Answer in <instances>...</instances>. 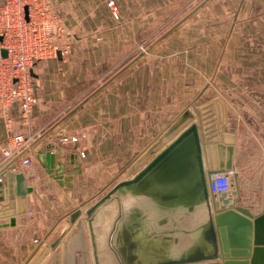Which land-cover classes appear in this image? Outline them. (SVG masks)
<instances>
[{"label": "crops", "instance_id": "crops-1", "mask_svg": "<svg viewBox=\"0 0 264 264\" xmlns=\"http://www.w3.org/2000/svg\"><path fill=\"white\" fill-rule=\"evenodd\" d=\"M116 2L119 20L111 17L104 0H51L70 42L67 50L32 66L37 102L29 145L34 154L48 146L73 151L79 172L73 174L74 189L66 193L33 155V165L23 172L33 188L26 195L27 211L15 214L14 226L0 227V264H29L36 247L47 246L63 229L57 246L38 264H92L83 215L68 227V213L88 206L126 177L128 164L188 105L205 108L206 120L213 123L218 119L214 99L220 97L225 104L223 129L236 136L237 172L243 175L246 168L238 142L244 127L260 147L256 181H264V48H248L250 37L241 34L250 30L256 41L264 42V0H208L191 20L150 44L138 61L135 44L151 40L152 15L167 9V2ZM251 56L259 62L249 63ZM18 114L15 105L9 121L13 132L22 131ZM211 125L217 128L216 122ZM8 131L0 108V144ZM65 136L77 140L61 142ZM9 165L0 154V170ZM251 209L264 210V204L256 201Z\"/></svg>", "mask_w": 264, "mask_h": 264}, {"label": "water", "instance_id": "water-1", "mask_svg": "<svg viewBox=\"0 0 264 264\" xmlns=\"http://www.w3.org/2000/svg\"><path fill=\"white\" fill-rule=\"evenodd\" d=\"M213 108L217 128L206 120L205 108L186 106L128 164L126 177L68 213V227L83 215L92 264H264V210L209 189L212 174L235 169L236 136L223 129L220 97ZM34 157L66 193L74 189L79 162L73 151L48 146ZM12 167L0 170V218L8 216L0 227L15 225V214L27 211L26 195L33 191ZM234 178L237 185V171ZM231 193L239 196L237 187ZM66 230L36 247L29 264H38Z\"/></svg>", "mask_w": 264, "mask_h": 264}, {"label": "built area", "instance_id": "built-area-1", "mask_svg": "<svg viewBox=\"0 0 264 264\" xmlns=\"http://www.w3.org/2000/svg\"><path fill=\"white\" fill-rule=\"evenodd\" d=\"M107 5L114 18H118L115 1L108 0ZM66 34L64 20L53 9L51 0H0V108L9 129L0 144V154L5 161L13 163L14 172L23 173L33 165L34 152L29 143L34 134L29 133V126L37 96L32 66L37 60L56 56L64 47ZM15 105L19 110L20 132H13L9 126L11 108ZM76 140V136L61 138V142ZM236 171L235 167L212 174L210 192L231 195Z\"/></svg>", "mask_w": 264, "mask_h": 264}, {"label": "rangeland", "instance_id": "rangeland-1", "mask_svg": "<svg viewBox=\"0 0 264 264\" xmlns=\"http://www.w3.org/2000/svg\"><path fill=\"white\" fill-rule=\"evenodd\" d=\"M117 9L119 10V17L114 18V16L111 14L110 8L107 5L108 0H104V6L105 9L109 12L111 17L114 20L120 19V9L119 4H117L116 0H114ZM167 5V9L163 10L162 12L153 13L151 18V26H152V38L148 42L139 41L136 42V47L134 50V58L140 59L141 55L145 54L149 50L150 44H155L158 39H160L161 36L165 35L168 32L175 31L179 25H182L189 20H191L195 15H197L201 8L205 6L208 0H182L183 5L182 8L179 6V0H163ZM157 0H152V3H156ZM258 12H256L253 15V18L256 17ZM237 22V28L239 30L241 29V21ZM241 32V31H240ZM241 34L246 38L247 34L248 39L247 44L248 48H253L255 46L264 48V42L263 41H256L255 33H251L250 30L247 33ZM64 40V39H63ZM64 47H61L62 50H67L68 44H69V38H66L64 41ZM140 57V58H139ZM134 59V60H135ZM138 61V60H137ZM255 61L259 62V58L255 56L249 57V63H254ZM232 93H235L233 95L237 96L239 93L235 91V89L232 91ZM232 93L230 95H232ZM225 105V104H224ZM256 127V126H255ZM244 127L241 128V132L239 131L238 134V142H239V154L243 155L244 158L246 157V161H244V166L242 172L244 174L240 175V170L238 172V180L237 185H235V189L237 187L239 191V196L237 197V203L241 204L243 206L252 208V205L256 204V201H258L261 205L264 204V189L262 188V184L264 185V181L260 179V181H256L257 172L259 171V168L257 167L258 164H260L261 160V152L260 147L258 146L257 140L253 136H247L246 132L244 131ZM263 189V190H262ZM232 195V193H231ZM234 196V195H233ZM236 196V195H235ZM87 248L88 245L86 244ZM88 250V249H87ZM87 256L90 257V253L87 251Z\"/></svg>", "mask_w": 264, "mask_h": 264}, {"label": "bare ground", "instance_id": "bare-ground-1", "mask_svg": "<svg viewBox=\"0 0 264 264\" xmlns=\"http://www.w3.org/2000/svg\"><path fill=\"white\" fill-rule=\"evenodd\" d=\"M233 195H234V194H232L231 196L234 197V198H237V196H235L236 194H235L234 196H233ZM78 229H79V228H78ZM76 233H78V232H76ZM83 233H84V232H83ZM74 235H75V234H74ZM71 236H72V234H71ZM69 237H70V236H69ZM72 238L74 239V237H72ZM70 239H71V238H70ZM74 240L76 241L77 239H74ZM77 242H79V240H78ZM64 245H66V244H64ZM69 246H70V245H69ZM69 246H66V247L68 248ZM79 246H80V245H79ZM85 246H86V244H85ZM67 250H68V249H67ZM67 250H65V251H67ZM65 251H64V252H65ZM79 251H80V250H79ZM74 252H75V251H74ZM81 253H83V252L81 251ZM62 254H63V253H62ZM62 254H61V255H62ZM69 255H71V251H70V250H69ZM65 257H66V256H65ZM69 257H71V256H69ZM64 260H65V259H64ZM62 261H63V260H62ZM65 261L67 262L68 260H65ZM73 261H75V260H73ZM81 261H82V260H81ZM66 262H65V263H66ZM82 262H83V261H82ZM82 262H81V263H82ZM88 262H89V261H88ZM61 263H62V262H61ZM69 263L72 264L73 262H70V261H69ZM77 263H78V262H77ZM63 264H64V263H63ZM66 264H68V263H66ZM79 264H80V263H79Z\"/></svg>", "mask_w": 264, "mask_h": 264}]
</instances>
